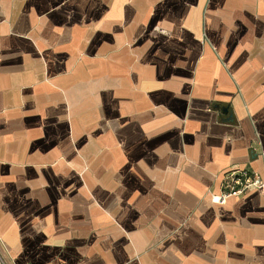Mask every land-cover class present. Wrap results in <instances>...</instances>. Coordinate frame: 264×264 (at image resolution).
I'll use <instances>...</instances> for the list:
<instances>
[{
	"label": "crops",
	"instance_id": "obj_1",
	"mask_svg": "<svg viewBox=\"0 0 264 264\" xmlns=\"http://www.w3.org/2000/svg\"><path fill=\"white\" fill-rule=\"evenodd\" d=\"M239 168L264 0H0L7 264H264V193L212 201Z\"/></svg>",
	"mask_w": 264,
	"mask_h": 264
},
{
	"label": "built area",
	"instance_id": "obj_2",
	"mask_svg": "<svg viewBox=\"0 0 264 264\" xmlns=\"http://www.w3.org/2000/svg\"><path fill=\"white\" fill-rule=\"evenodd\" d=\"M251 190L264 193V180L246 169H233L224 175L222 190L218 195L212 194V201L224 204L229 198L242 196ZM0 264H7L1 252Z\"/></svg>",
	"mask_w": 264,
	"mask_h": 264
},
{
	"label": "water",
	"instance_id": "obj_3",
	"mask_svg": "<svg viewBox=\"0 0 264 264\" xmlns=\"http://www.w3.org/2000/svg\"><path fill=\"white\" fill-rule=\"evenodd\" d=\"M225 113H227V111L226 110H223Z\"/></svg>",
	"mask_w": 264,
	"mask_h": 264
}]
</instances>
